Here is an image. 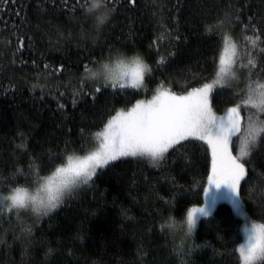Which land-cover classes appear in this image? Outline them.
Segmentation results:
<instances>
[{
    "label": "trees",
    "instance_id": "1",
    "mask_svg": "<svg viewBox=\"0 0 264 264\" xmlns=\"http://www.w3.org/2000/svg\"><path fill=\"white\" fill-rule=\"evenodd\" d=\"M75 3L0 0V191L39 184L153 87L185 93L211 81L225 35L236 45V79L213 88L212 109L235 106L264 75V43L250 42L264 33V0H114L115 11L88 20ZM117 54L142 56L151 69L144 88L87 76L86 65ZM253 112L240 110L242 130ZM210 167L208 144L189 139L165 160L128 156L97 168L38 221L0 206V264H242L241 219L225 201L187 236L179 233L188 210L203 203ZM246 167L243 207L264 223V147Z\"/></svg>",
    "mask_w": 264,
    "mask_h": 264
},
{
    "label": "snow or ice",
    "instance_id": "2",
    "mask_svg": "<svg viewBox=\"0 0 264 264\" xmlns=\"http://www.w3.org/2000/svg\"><path fill=\"white\" fill-rule=\"evenodd\" d=\"M130 2L134 4L135 0ZM109 7L115 11L114 0H99V2L76 0L73 11L78 8L88 20L98 18L101 13L107 12ZM104 26L106 25H100V27ZM251 30L256 33L254 25ZM262 36L264 33H259L256 34L255 39L250 40L253 47L264 43ZM232 51L234 57L235 46ZM259 51L264 53V47H260ZM133 63L130 80L119 82L114 78L113 88L129 86L138 88L142 85L145 73H150L151 69L139 57ZM261 63L260 72L264 73V61ZM234 64V58L226 60L220 57L216 79L212 84H205L201 88L189 91L187 95H175L162 91L147 104L138 102L131 111L118 113L100 134L103 135L104 142L99 150L76 162H73L70 157L67 167L56 169L55 175L60 177L58 184L53 189L49 182L47 202L39 201V205L45 209V214L59 207L66 192L70 194L78 185L87 184L96 175L97 168H103L111 161L128 156L148 157L153 162L165 160L169 149H174L176 145H181L182 141L189 139L205 141L212 149V176L209 178V192L206 193L211 196V206L207 209L202 207L188 211L189 231L196 224L194 213L208 216L211 214L212 207L219 201H230L235 209L243 214L241 183L244 182L247 189V185L252 180V177H249L251 170L246 165L251 163L254 152L264 147V118H262L264 117V75L258 73L259 79L246 86V98L240 97L239 103L229 108L223 116L217 117L212 111L210 94L214 86L234 87L233 81L236 79ZM248 64L253 68L256 67V62L252 59L248 60ZM122 66L123 61H120L117 67ZM63 67L61 65L58 71L63 70ZM85 70L88 71L87 65ZM101 72L115 76L108 64L101 66ZM92 75L95 76L96 73ZM125 75L128 74L125 73ZM249 75L251 77L252 73ZM100 91V88H96V92ZM241 109L245 112L255 109L256 112L246 117L247 127L243 138L237 137L236 147L239 155L234 156L230 146L233 144V137L240 132ZM259 175L264 177V173ZM212 188L215 189L216 195L212 194ZM6 199L11 201L9 210H26L30 204H37L36 198L30 197L22 189H17ZM176 223L172 221L167 224V227H175ZM245 232L247 233L245 242L236 249L242 264H256L257 261H264V223H252Z\"/></svg>",
    "mask_w": 264,
    "mask_h": 264
},
{
    "label": "rangeland",
    "instance_id": "3",
    "mask_svg": "<svg viewBox=\"0 0 264 264\" xmlns=\"http://www.w3.org/2000/svg\"><path fill=\"white\" fill-rule=\"evenodd\" d=\"M233 46H235V56H236V45H235L234 41L229 36L225 35L224 44H223V47H222V52H221L220 57H224L226 60L233 59V58L235 59V56L233 57V51H232L233 50ZM226 49H227V51H226ZM137 57H139L142 60V62L145 64V61H144V59L142 58V56L140 54H133V55L117 54V55H114L110 59L102 61L98 66L90 68L86 74L90 78H96V79H99V80L104 81V82H111L112 83V80L114 78L118 79L119 82H126L127 80H130V74H131L132 68L134 67L133 61ZM120 61H123V66L122 67H117V65L119 64ZM103 64H108L109 68H111L113 70V72L115 73V76H113L111 74H108V73H103L102 74L101 66ZM93 73H96V75L93 76L92 75ZM125 73H127L128 75H125ZM215 79H216V75L211 81L207 82L206 84H212ZM204 85H202L200 87H197V88H201ZM144 87H145V75H144V80L142 82V85L139 88H144ZM194 89H196V88H194ZM194 89H191L189 91H192ZM162 91H167V92H169L171 94H175V95H187L188 92H189V91H187L185 93H174V92H172V91H170V90H168L166 88H163L161 86H156V87H153L151 90L146 91L145 95L142 98H140L139 100H137L130 108L125 109V110H121L118 113H121V112L127 113V112L131 111V109L138 102H143V103L147 104L149 101H151L155 96H157ZM212 111L217 117L223 116L225 114V112H226V111H224V112H221V113H216L213 109H212ZM118 113H116L112 118H110L108 120V122L105 124V126L100 131L95 133L94 138H93V145L86 152L81 153V154L70 155L67 158L66 162L64 164L58 166L57 168L67 167L70 157L72 158L73 162H76L78 159H83L84 157L90 155L92 152H95V151L99 150L100 145L104 142V137H103V135H100V134H102L105 131V128L107 127L109 121H111ZM240 116H241V113H240ZM244 133H245V129L242 130V126H240V132L237 133V136H235L233 138L240 137L242 139ZM230 147H231V150H232V154L234 156H238L239 153H238L237 147H236V150H233V146L232 145ZM209 148H210V153H211V167H210V173H209V176H208V179H207V183H206L205 188H204L203 203L200 204V205L192 206L188 211H190V210H192L194 208L198 209V208H202V207L207 209L209 206H211L210 205L211 196L206 195V193H208L209 189H210L209 178L212 176V149H211L210 146H209ZM56 169L53 170V172H51L49 175H47L36 186L30 187V188H17V189H22V190L26 191L30 197H35L36 200H37V204L36 205H31L30 204L29 208L26 209V210H24V209H20V210L14 209L17 213H19L24 218H29V219H33V220H37L38 221V220L42 219L43 217H45L49 212L52 211V210L48 211L47 214H45V209L42 206L39 205V201L43 200L45 203L47 202V198H48L47 189L49 187V182H51V187L53 189H55L56 185L58 184L60 177L55 175ZM17 189H12V190H8V191H0V206H4L6 208H9V206L11 204V201L9 199H6V198L12 196ZM68 194L69 193L66 192L64 194L62 200ZM212 194L216 195V191H215L214 188H212ZM225 202H227L232 207V209L234 210L235 214L241 219L242 239H241V241H240V243L238 245V248H239V246L245 242V237L247 235V233L245 232V229L249 228L252 223L261 224L263 222L250 218L248 216L246 210L244 209V207L242 209L243 214H240V212H238L235 209V207L233 206V204L230 201H225ZM214 207H212V211H213ZM212 211H211V213H212ZM194 217L196 219V224H195V227H196V225L198 223V220L200 218H202V217H205V216H203V215H201L200 213L197 212V213H194ZM179 225H180V228H181V231L179 232L180 235L187 236L189 233H191L195 229V227H193L191 229V231H189V227L187 225V214L184 217V219L181 221V224H179ZM178 227L179 226L177 224L175 227L171 228L172 231L176 235H177Z\"/></svg>",
    "mask_w": 264,
    "mask_h": 264
}]
</instances>
